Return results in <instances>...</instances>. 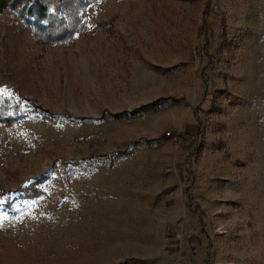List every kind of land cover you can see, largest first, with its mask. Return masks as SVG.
Here are the masks:
<instances>
[{"label": "rangeland", "instance_id": "374dc122", "mask_svg": "<svg viewBox=\"0 0 264 264\" xmlns=\"http://www.w3.org/2000/svg\"><path fill=\"white\" fill-rule=\"evenodd\" d=\"M86 12L69 46L0 15V264H264V0Z\"/></svg>", "mask_w": 264, "mask_h": 264}, {"label": "trees", "instance_id": "16d2710c", "mask_svg": "<svg viewBox=\"0 0 264 264\" xmlns=\"http://www.w3.org/2000/svg\"><path fill=\"white\" fill-rule=\"evenodd\" d=\"M94 0H0V15L6 14L11 22L20 29H28L37 42L47 45H73L77 36L85 34L91 25L86 12L87 7L96 3ZM97 26L105 29L108 39L122 40V36L112 30L111 23L99 21ZM120 40V41H121ZM122 44V43H121ZM122 50H127L126 46ZM9 98L0 96V124L10 127L16 116L7 114ZM151 106V105H150ZM129 117L126 111L113 114V119ZM42 179L36 180L26 186H18L16 191L26 199H33L43 194L38 188ZM7 191H2L4 195Z\"/></svg>", "mask_w": 264, "mask_h": 264}, {"label": "built area", "instance_id": "2783aa9c", "mask_svg": "<svg viewBox=\"0 0 264 264\" xmlns=\"http://www.w3.org/2000/svg\"><path fill=\"white\" fill-rule=\"evenodd\" d=\"M169 133H166V135H168Z\"/></svg>", "mask_w": 264, "mask_h": 264}]
</instances>
